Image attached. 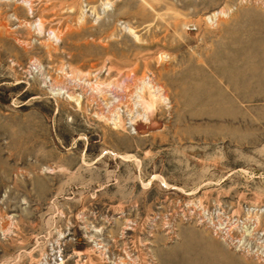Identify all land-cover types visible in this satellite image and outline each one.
Masks as SVG:
<instances>
[{"label":"rangeland","instance_id":"obj_1","mask_svg":"<svg viewBox=\"0 0 264 264\" xmlns=\"http://www.w3.org/2000/svg\"><path fill=\"white\" fill-rule=\"evenodd\" d=\"M0 264H264V0H0Z\"/></svg>","mask_w":264,"mask_h":264},{"label":"bare ground","instance_id":"obj_2","mask_svg":"<svg viewBox=\"0 0 264 264\" xmlns=\"http://www.w3.org/2000/svg\"><path fill=\"white\" fill-rule=\"evenodd\" d=\"M143 119H144V118H143ZM143 119H142V120H143ZM147 122H148V121H147ZM153 123H154V122H153ZM147 126H148V125H147ZM157 126H158V125H157ZM140 127H141V126H140ZM142 129H143V128H142ZM140 131H141V128H140Z\"/></svg>","mask_w":264,"mask_h":264}]
</instances>
